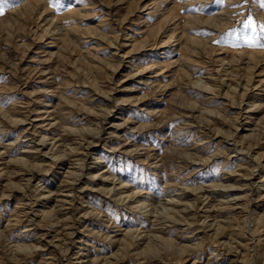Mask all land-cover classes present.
<instances>
[{"label": "rangeland", "instance_id": "obj_1", "mask_svg": "<svg viewBox=\"0 0 264 264\" xmlns=\"http://www.w3.org/2000/svg\"><path fill=\"white\" fill-rule=\"evenodd\" d=\"M0 13V264H264V0Z\"/></svg>", "mask_w": 264, "mask_h": 264}, {"label": "bare ground", "instance_id": "obj_2", "mask_svg": "<svg viewBox=\"0 0 264 264\" xmlns=\"http://www.w3.org/2000/svg\"><path fill=\"white\" fill-rule=\"evenodd\" d=\"M74 154H76V153H74ZM34 167H35V166H34ZM5 174H6V173H5ZM69 174H71V173H69ZM72 174H73V173H72ZM11 175H12V174H11ZM73 175H74V174H73ZM73 175H72V176H73ZM76 177H77V176H76ZM8 180H9V179H8ZM77 180H79V179H77ZM212 187H213V186H212ZM216 189H217V188H216ZM209 190H210V189H209ZM200 191H201V190H200ZM211 193H212V192H211ZM71 202H72V201H71ZM170 203H171V202H170ZM172 204H173V203H172ZM147 207H148V206H147ZM226 208H228V207H226ZM226 208H225V210H226ZM220 209H221V208H220ZM225 210H224V211H225ZM176 212L178 213L179 211H176ZM176 212H175V213H176ZM177 213H176V214H177ZM179 213H180V212H179ZM179 213H178V214H179ZM184 213H186L185 210H184L183 214H184ZM214 213H215V212H214ZM181 214H182V213H181ZM169 216H170V215H169ZM172 216H173V215H172ZM174 216H175V215H174ZM174 216H173V217H174ZM173 217H172V219H173ZM54 219H55V218H54ZM155 220H156V219H155ZM155 220H154V222H155ZM157 221H158V219H157ZM156 223H158V222H156ZM154 224H155V223H154ZM155 225H156V224H155ZM159 226H160V225H158L157 227H159ZM158 230H159V228H158ZM160 230H161V227H160ZM217 230H218V229H217ZM216 232H217V231H216ZM124 235H125V234H124ZM126 235H127V234H126ZM126 235H125V236H126ZM134 236H136L135 233H134L133 237H134ZM137 236H138V235H137ZM130 238H132V237L130 236ZM136 238H138V237H136ZM132 239H133V238H132ZM149 240H150V239H149ZM151 240H152V239H151ZM135 241H136V240H135ZM138 241H139V240H138ZM148 242H149V241H148ZM128 245H129V244H128ZM130 246H132V245H130ZM122 255H123V254H122Z\"/></svg>", "mask_w": 264, "mask_h": 264}, {"label": "snow or ice", "instance_id": "obj_3", "mask_svg": "<svg viewBox=\"0 0 264 264\" xmlns=\"http://www.w3.org/2000/svg\"><path fill=\"white\" fill-rule=\"evenodd\" d=\"M0 14H2V13H0Z\"/></svg>", "mask_w": 264, "mask_h": 264}]
</instances>
